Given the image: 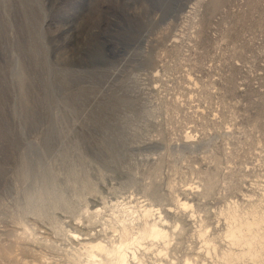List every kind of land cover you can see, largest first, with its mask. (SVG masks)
<instances>
[{
    "label": "rangeland",
    "instance_id": "obj_1",
    "mask_svg": "<svg viewBox=\"0 0 264 264\" xmlns=\"http://www.w3.org/2000/svg\"><path fill=\"white\" fill-rule=\"evenodd\" d=\"M235 203L264 211V0H0V264H88L144 205L179 227L146 264H225Z\"/></svg>",
    "mask_w": 264,
    "mask_h": 264
},
{
    "label": "bare ground",
    "instance_id": "obj_2",
    "mask_svg": "<svg viewBox=\"0 0 264 264\" xmlns=\"http://www.w3.org/2000/svg\"><path fill=\"white\" fill-rule=\"evenodd\" d=\"M181 202L184 209L191 208L193 215L195 214L194 207L189 201L181 200ZM154 207L144 205L141 213L131 218L127 215L117 216L120 225H113L112 228L119 237L114 239L113 245L110 246L100 240L82 243L88 264H132L133 262L146 264L152 255L161 261L171 259L170 251L176 234L174 229L179 227L177 225L173 231L168 229L167 225L170 222L161 209ZM136 212L138 211L134 208L132 213ZM227 219L226 236L232 244L238 246V250L229 249L223 252L225 264H239L244 260H250L252 264H264V211H254L243 217L239 214V205L235 203L234 207L227 210ZM200 233V236L206 234L204 231ZM78 239L83 240L79 235ZM217 248L216 244L207 242L206 249L209 255L212 251L217 253ZM72 255L71 263L81 264L80 258L83 253L77 251ZM190 260L187 259V264L193 262ZM170 263L175 264V261Z\"/></svg>",
    "mask_w": 264,
    "mask_h": 264
}]
</instances>
